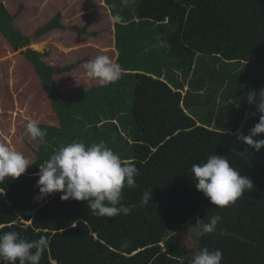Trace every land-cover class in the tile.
I'll use <instances>...</instances> for the list:
<instances>
[{
    "label": "trees",
    "instance_id": "16d2710c",
    "mask_svg": "<svg viewBox=\"0 0 264 264\" xmlns=\"http://www.w3.org/2000/svg\"><path fill=\"white\" fill-rule=\"evenodd\" d=\"M134 9L138 20L131 15L121 17L125 23H114V31L103 27L106 41L114 40L119 52L116 63L135 71L127 74L133 84L129 148V139L119 137L124 146L114 138L116 151L121 154L128 148L121 157L132 160L139 170L138 187L124 189V202L134 206L132 211L98 217L86 201H62L60 192L38 200L39 164L61 146L53 141L56 145L36 149L37 160L29 158L25 173L0 184V231H16L28 240L48 236L50 246L40 264H188L202 247L220 249L221 264H264V147L255 151L236 134L239 130L247 135L261 115L246 95L264 91V0H137ZM60 17L58 12L38 26L33 39L61 28ZM13 18L0 1L1 36L16 51L30 42L13 25ZM24 52L34 71L31 76L40 79L36 90L50 98L63 145L75 136L81 142H99L108 124L115 127L108 120L98 123L114 113L103 99L117 93L115 85L124 86V76L115 84L78 88L69 99V92L55 88L53 67L41 60V52L30 47ZM148 55L169 61L172 73L180 77L163 74L162 61L157 67L139 63ZM204 57L212 63L207 66ZM192 72L198 81H189L193 91L182 95ZM98 100L101 104L79 107ZM68 107L78 114H69ZM79 115L90 125L88 130L85 124L74 126ZM16 149L25 152L18 145ZM208 154L225 156L230 166L251 179L253 188L226 207L210 204L196 190L191 171ZM146 189H152V200L144 206L140 201ZM213 215L222 217L213 234L198 237V224L188 226L196 219L206 223Z\"/></svg>",
    "mask_w": 264,
    "mask_h": 264
},
{
    "label": "clouds",
    "instance_id": "9594fccd",
    "mask_svg": "<svg viewBox=\"0 0 264 264\" xmlns=\"http://www.w3.org/2000/svg\"><path fill=\"white\" fill-rule=\"evenodd\" d=\"M127 3V0H124ZM119 15L113 22H120ZM89 78L98 80L101 85L115 83L122 76L121 66L107 55H98L84 65ZM247 102L261 113L259 122L249 129L247 135H238V139L255 151L264 147V91L257 94L249 91ZM26 133L33 140L45 141L47 132L35 120L26 124ZM22 140V137L20 138ZM31 166L30 160L9 144L0 142V184L6 177L18 178ZM195 188L209 200L210 204L223 208L243 197L244 192L253 188L251 179L241 175L239 170L230 166L225 156L208 154L206 159L194 163L191 167ZM37 199L48 195L63 193L60 199L86 201L87 207L98 217L128 215L132 205L124 202V189H136L139 170L132 160L122 158L104 141L86 145L81 141L61 145L48 159L39 164L37 173ZM3 193V189H0ZM152 200V189H146L140 203L144 206ZM220 215H213L208 222L197 219L196 235L213 234ZM50 238L41 235L36 240H28L16 231H0V264H40L42 254L49 248ZM223 252L220 249L209 250L206 247L196 250L188 264H221Z\"/></svg>",
    "mask_w": 264,
    "mask_h": 264
},
{
    "label": "rangeland",
    "instance_id": "374dc122",
    "mask_svg": "<svg viewBox=\"0 0 264 264\" xmlns=\"http://www.w3.org/2000/svg\"><path fill=\"white\" fill-rule=\"evenodd\" d=\"M5 8L14 16L13 23L19 29L23 32V34L28 35V42L30 44H27L25 46L17 48V50H13L10 46L7 45L6 41L0 36V107L3 106L5 103V107L2 110L3 116H1V124L3 125L4 129V138L3 140L6 142L9 141V143L13 146L16 150V145L20 146V150L24 151V155L30 154L31 160H37L38 152H36V149H32L31 146H25L20 139L23 138V124L25 123L24 117L22 116V112L18 113V109L20 106V100L24 98L27 94V91H31L34 89V86L32 84V80L35 76H31L34 71L30 69V66L28 65L27 60L24 56V50L27 47H30L31 49L37 50L41 52V58L46 63L52 65L55 67L56 64L58 66H63L69 63L75 62L76 58H84L91 56L94 53H104L105 55L107 52L110 53L111 46L107 44L108 39L106 41L105 39V29L103 28L102 24H109L107 20L113 21L111 18L112 13H110V10L107 9V7H116L114 10L121 15L122 17H130L131 15L135 14L134 9V1L127 0L126 7H119L118 0H70V9H65V7H62L63 4H66L65 0H0ZM37 6L35 5V3ZM58 1L59 5L58 7H53L54 3ZM137 2V0H135ZM22 4H25L26 7H22ZM125 5V3L123 4ZM19 8L21 10L19 11ZM82 9V14L79 12V9ZM55 9H59L62 11L61 13V19L60 21L63 25L61 28L52 29L51 31L45 33L43 36H41L39 39L34 40L32 35L35 32V29L38 27L36 23L29 22L32 17H48V12L51 10L52 12ZM87 9V10H86ZM86 10V11H85ZM55 12V11H54ZM94 13V14H93ZM104 21H106L104 23ZM84 26V27H83ZM27 27V29H26ZM83 27V28H81ZM36 41H41L40 43H34ZM147 55V52L145 53ZM162 59L155 58L154 56L148 55L144 60L139 61V63H150L153 66L157 67ZM163 65L161 67V70L163 74L167 73L171 76L173 75L175 78L178 76L177 74L172 73L173 68L171 69V65L169 61H162ZM203 62L206 63L208 66L212 63V60L209 57H204ZM134 63H138V61H135ZM222 62L219 61L217 65H220ZM171 69V70H170ZM194 71V68H193ZM229 72V71H225ZM63 78V76H61ZM180 77V76H178ZM64 78H69L67 76H64ZM86 77L84 76H74L72 79H78L77 81L72 82H84ZM190 78V79H189ZM198 76L194 74L193 72L188 77V80H192V84H195L198 81ZM186 80L185 82H187ZM97 82V81H92ZM190 85V82L189 84ZM186 90H183L182 95H184V92ZM202 92V91H201ZM200 92V93H201ZM34 94L33 92L30 94ZM28 98V106L33 105V96H30ZM10 98V99H9ZM47 99V98H46ZM15 105H14V104ZM20 104V105H19ZM42 113H43V123L45 127L48 129H56V132H58L57 126L55 128H52V123L47 122L48 118V112L50 111L48 108H46L47 101L42 98ZM236 106H239V104H236ZM110 107V106H108ZM18 108V109H17ZM22 110V109H19ZM130 113V112H129ZM245 113H247L245 111ZM80 115H85L84 113H80ZM79 118L75 119L78 123H75L74 126L82 127V124H85L86 122L83 120H80ZM121 115H124L119 112L118 115L114 116H107L104 118L101 122L98 124H101L103 122H106L107 120L109 122H113L112 124H115V127L112 126L110 128V124H108L109 129H106L105 134L104 132L102 134L103 137H100L99 139H102L101 141H104L108 147L114 149L115 151L118 150V146L115 145V142L118 140L119 145H124V140L120 139L121 137L126 138V141L131 137V127L133 126L132 121L130 119V116L127 115L123 117L125 125H129V128L122 127L121 119L118 121L117 118H119ZM87 116V115H85ZM130 119V120H128ZM53 120V118H52ZM94 124V123H93ZM92 124V125H93ZM2 125H0V130L2 128ZM55 125H57V122H55ZM88 124H85L86 130L89 129ZM9 127V128H8ZM8 128V129H7ZM12 131V132H9ZM25 131V130H24ZM103 131V130H102ZM9 132V133H8ZM237 135H243L239 130L236 132ZM115 142H114V138ZM120 137V138H119ZM16 139V143L13 141ZM55 142L59 143V140L56 138H53ZM96 140H93L92 142L88 141H82L86 145H91L92 143H95ZM6 142V143H7ZM53 142V141H51ZM7 143V144H9ZM129 143L126 142V145ZM115 145V146H114ZM125 146V145H124ZM55 147V151L59 148ZM121 147V146H120ZM19 148V147H17ZM128 148H124L122 151H120V155L124 156L127 155V153L124 150H127ZM54 151V152H55ZM36 152V153H35ZM117 152V151H116ZM119 152V151H118ZM51 156V155H50ZM124 158V157H123ZM196 220H192L188 223V226L190 228H196L197 223ZM196 239V238H195ZM192 240V239H191ZM195 246L196 242L194 241Z\"/></svg>",
    "mask_w": 264,
    "mask_h": 264
},
{
    "label": "crops",
    "instance_id": "0c3cea01",
    "mask_svg": "<svg viewBox=\"0 0 264 264\" xmlns=\"http://www.w3.org/2000/svg\"><path fill=\"white\" fill-rule=\"evenodd\" d=\"M65 1H66V4H63L62 7H65V9L66 8L67 9H70V8H74L75 9V7H71V5L69 3L70 0H65ZM133 1H134V4H135V0H133ZM118 2H119V7H126V3L124 2V0H118ZM129 2H131V1L129 0ZM34 3H35V1H34ZM56 3L59 5V2L56 1L54 3L53 7H58V5ZM124 3H125V5H123ZM35 5L37 6L36 3H35ZM22 7H26L25 4H22ZM114 8H116V7H114ZM114 8H112V7H109L108 8L107 7V9L110 10V13H112V15H111L112 16L111 17L112 19H113L114 16L119 15L116 12L117 8H116V10H114ZM54 11L52 12L51 10H49L48 17H44V16H41V17H32V19L29 22L36 23V25H38V26H43L56 13H58V12L62 13V11H60L59 9H55ZM79 12H81L80 14L83 13L81 8L79 9ZM119 16L122 17L121 15H119ZM60 19H61V17L58 19V22L62 21ZM131 19L138 20L136 14H133V16H132ZM105 22L106 21H104V23ZM107 22L110 23V26L107 23L102 24V26L104 28L107 27V29H112V31H114V27H113L114 22L111 21V20H109V19L107 20ZM119 23H125V21L120 20ZM13 25H14V23H13ZM61 25H63V24L61 23ZM83 27H81V28H83ZM17 28H19V27H17ZM26 29H27V27H26ZM1 35L2 34L0 32V36ZM108 42H110V44H108ZM108 42H107V44L111 46V51H110V53L107 52L106 55L109 56L114 62H116V59H117V57L119 55V52L115 49L114 40L108 39ZM104 53H106V52H104ZM104 53L103 52H101V53H94L91 56L87 57L86 59H84V58H76L75 62L66 64V65H63V66H58V64H56L55 67H53L51 65L53 67V71H54L53 72V75H52L53 76L52 80H54L55 88L58 91H60V92H69L70 93L69 94V99H70L71 96H72L71 91H74V90H76L78 88H83V89L89 90V89H91V87H94V86H97V85L101 86V84L98 82V80L93 79V78H89L87 76L86 70L84 68V65H85V63L87 61H89L91 59H94L98 55H105ZM145 53H146V51H145ZM41 60H42V58H41ZM44 63L45 64H48L45 61H44ZM48 65H50V64H48ZM121 68L123 70L121 79H122L123 76L125 77V84H124V86L121 87L120 85H115L116 89H118L117 87H119V90L117 91V93L116 94H113L112 96H109L107 99H103V100L105 102H110L111 103V104L105 105V106L112 107L113 112H114L112 115L116 116V115L119 114L120 111H121V113L124 114V115H121L117 119H118V121L121 119L122 127L129 128V125L128 126H127V124L125 125V122L126 121L124 122V119H123V117H125L127 115L130 116L129 108L131 107V104H132L131 103L132 101L130 100V93L132 92L133 84L131 82V78L130 77H127V74L134 73L135 71L134 72L133 71L131 72L130 70L123 69V67H121ZM79 75L86 77L85 80H84V82H72V81H77L78 79H72V78L74 76H79ZM61 76H63V78ZM64 76H67L69 78L68 79L67 78H64ZM92 81H97V82L91 83ZM119 81H120V79H119ZM189 81L190 80H188L187 82L184 83L183 90L185 89V90H191V91H193L189 87V85H188L189 84ZM39 83H40V79H35L34 78L32 80L33 86H35V85H37V86L34 87V89L31 90V91H27L26 96L24 98H22V100H20V104L22 106H20L19 109H22V110H19L17 108L18 109V113L19 112H22V116L25 118L24 119L25 123L23 124V129L25 130V131L23 130V139H22V141L24 142L23 144L25 146H31L32 149L33 148L36 149V148H39L41 145L42 146L43 145L48 146L47 144L56 145L55 143L51 142V141H55L53 138H56V139L59 140V144L60 145H63L62 135L59 132L60 131V126L58 124L57 115L55 114L54 110L51 107L50 98L48 97L47 94H44V93H42L39 90H36V88H38V86H39ZM223 86L224 85H221L219 87V89H221ZM204 88H205V86L202 88L201 91H203ZM183 90L181 91L182 93H183ZM201 91H199V92H201ZM32 92L34 94L30 95ZM29 95L30 96H33V100H34L33 101L32 108H31V106H28V101H29L28 99H30V98H28ZM98 95L99 94L97 93L96 97ZM42 98L47 101L46 108H48L50 110L48 112V116H47L48 120H47V122L52 123V128H55V126H57V129H58V132H55L53 129H49L50 133L46 135L44 142H40L39 140H33L26 133V124H27V122L29 120H35V121H37V123H38L39 126L43 123V113H42V108H41V106H42V104H41L42 103ZM69 99H66L64 101V103H67L69 101ZM100 102H101V100H98V101H95V102L88 101L86 104H81L79 107L94 106V105H97V104H101ZM236 104H238V103H235V105ZM4 107H5V103L3 104V106L0 107V125H2L1 124V122H2L1 121V116H3V114H1V113L3 112L2 110L4 109ZM68 110H69L68 111L69 114H75V116L78 114V111H79L77 109H72V108H69V107H68ZM112 115H109V116H112ZM52 118H53V120H52ZM70 118H71V116H70ZM130 119H131V117H130ZM130 119H128V120H130ZM131 121H132V119H131ZM55 122H57V125H55ZM4 129L5 128L2 125V128L0 130V142L6 143L7 142V139H6V142L3 140V138H4V134H3L4 133ZM9 132H12V131H9ZM74 140L79 141V137H76L75 136L74 137ZM15 141H16V139H15ZM129 142H131L130 139H129ZM7 143H9V141ZM9 145L10 146H13L10 143H9ZM26 157L29 159L30 158V154L29 153L26 154Z\"/></svg>",
    "mask_w": 264,
    "mask_h": 264
}]
</instances>
